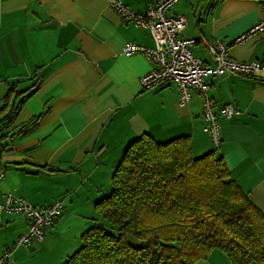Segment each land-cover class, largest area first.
Masks as SVG:
<instances>
[{
    "label": "crops",
    "instance_id": "0c3cea01",
    "mask_svg": "<svg viewBox=\"0 0 264 264\" xmlns=\"http://www.w3.org/2000/svg\"><path fill=\"white\" fill-rule=\"evenodd\" d=\"M111 1L1 0L0 202L13 193L36 208L58 200L64 206L44 242L18 249L11 264H64L80 250L84 234L102 220L96 206L111 195L128 147L143 135L158 143L189 138L195 157L215 152L264 214V74L206 78L217 114L227 104L243 112L231 120L219 116L217 148L204 133L197 91L181 107L175 84L143 88L141 80L155 64L142 55L126 56L123 48H154L151 32L123 22ZM156 1L125 4L144 13ZM263 5L180 0L170 14L188 19L181 37L197 40L193 55L213 69L206 44L239 38L262 20ZM229 57L264 59V32L232 46ZM36 118V129L19 133ZM28 228L21 216L0 213V257Z\"/></svg>",
    "mask_w": 264,
    "mask_h": 264
},
{
    "label": "trees",
    "instance_id": "16d2710c",
    "mask_svg": "<svg viewBox=\"0 0 264 264\" xmlns=\"http://www.w3.org/2000/svg\"><path fill=\"white\" fill-rule=\"evenodd\" d=\"M112 184L111 195L96 206L101 222L64 264H198L214 250L231 264H264V214L224 160L215 152L196 158L189 138L158 143L139 137Z\"/></svg>",
    "mask_w": 264,
    "mask_h": 264
},
{
    "label": "built area",
    "instance_id": "2783aa9c",
    "mask_svg": "<svg viewBox=\"0 0 264 264\" xmlns=\"http://www.w3.org/2000/svg\"><path fill=\"white\" fill-rule=\"evenodd\" d=\"M179 2L180 0H157L150 3L148 10L144 13L129 8L125 0H112L111 6L123 22L134 23L137 27L151 32L154 48L136 44H126L123 48V54L126 56L142 55L155 64V69L142 78L143 88L150 89L160 84L173 83L179 90L181 107L188 106L192 101V92L197 91L203 99L204 133L218 148L221 143L219 116L225 120H231L241 116L243 112L240 108L227 104L221 113L217 114L215 102L209 95L206 78L210 75L259 77L264 74V59L238 62L229 57V49L232 46L242 44L264 32V5L262 20L239 38L230 44L219 41L214 45L206 44L215 61V67L211 69L193 55L192 49L198 41L181 37L188 25V19L185 16L170 14L171 9ZM3 178L4 174L0 173V182ZM63 212L64 206L60 200L46 208H36L22 197L13 193L6 194L0 202V213L21 216L29 223V228L28 232L19 237L0 257V264H11L18 249L33 247L35 244L44 242L47 229L56 223Z\"/></svg>",
    "mask_w": 264,
    "mask_h": 264
},
{
    "label": "rangeland",
    "instance_id": "374dc122",
    "mask_svg": "<svg viewBox=\"0 0 264 264\" xmlns=\"http://www.w3.org/2000/svg\"><path fill=\"white\" fill-rule=\"evenodd\" d=\"M196 158H199V157H196ZM82 247H83V244H82L81 248ZM81 248H79V249H81ZM227 260L229 261L227 256L222 251L214 250L213 252H211L208 259L201 260L198 264H225V262H227Z\"/></svg>",
    "mask_w": 264,
    "mask_h": 264
}]
</instances>
